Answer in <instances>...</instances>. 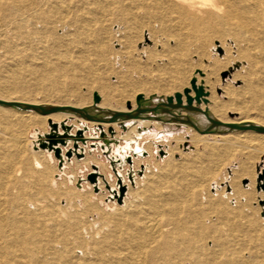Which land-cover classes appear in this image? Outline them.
I'll use <instances>...</instances> for the list:
<instances>
[{
	"label": "bare ground",
	"instance_id": "bare-ground-1",
	"mask_svg": "<svg viewBox=\"0 0 264 264\" xmlns=\"http://www.w3.org/2000/svg\"><path fill=\"white\" fill-rule=\"evenodd\" d=\"M111 22H117L115 31L111 29ZM58 26L66 31L59 34ZM213 36L219 43L216 47L224 48L229 59V50L222 38L231 37L235 52L243 58L241 66H247L243 75L236 74L244 79L242 87H224L231 96L229 102L236 105L231 101L237 100L240 104L236 108L246 114L238 121L225 118L223 109L227 103L216 94L219 80H212L209 74L206 78L191 76V80L197 78V83L209 92L207 104L189 106L185 101V89L189 88L193 97L196 92L179 74L186 66L193 65V49L201 55L209 53ZM145 39L151 41L152 46L139 50V41ZM1 57L22 65L16 68L32 81L28 84L19 78L22 82L18 83L15 66L8 78L0 77V264H264V222L259 221V215L244 212L241 205L233 208L224 198L211 197L210 192L204 205L199 195L206 177L219 169L225 152L233 149L235 139L250 145H264V121L248 115L254 108L262 112L259 102L264 101V0H0ZM142 57L147 59L146 63ZM197 59L199 61V57ZM154 65L162 76L158 74L160 77L156 75L158 78L149 80L152 87L167 89L171 83L180 82L184 85L179 91L183 96L182 104L176 100L170 104L164 98L159 100L158 121L183 122L212 134L221 143L216 145L207 140L211 146L203 158L198 153L197 158L173 164L156 175L145 172L140 178H146L145 185L137 189L136 176L134 190L125 179L123 183L112 185L99 164H96L98 168L91 167V172L99 174L97 182L92 184L93 188L100 189L99 193L107 185L104 192L115 201L123 196L125 185L128 191L123 204L108 213L82 193L84 214L96 210L100 213L99 221L108 220L113 226L108 232L105 230L100 241H93L91 257L88 253L84 254L88 256L85 259L74 256L77 246L71 249V245L74 252L68 249L74 254H68L65 249L68 232L77 231L80 221L86 224L87 221L83 222L81 216L79 218L81 212L78 215L77 211L71 213L77 220L74 223L60 218L57 199L65 197L68 190L61 187L56 190L54 183L56 175L69 164L66 152L70 151L72 160L78 161L79 155L87 149L79 140L81 134L77 133L81 125L88 124L89 128L125 126L139 137L142 130L131 121H142L146 115L147 101L141 99L140 105L135 104V96L143 92L145 83L120 75L125 80L124 86L118 89L114 83L115 89L106 80L105 73L114 71L113 66ZM82 86L99 89V93H94L93 102L88 97L90 93L81 92ZM31 87L44 94L45 90L54 91L58 100L38 99L30 94ZM144 94L149 96V93ZM119 97L123 99L117 100ZM114 99L118 104H113ZM63 121L67 124L70 121L75 128L68 132L62 126ZM55 122L58 129L53 130L54 126L50 130L48 123L54 125ZM38 126L40 131L32 132L30 138L29 133ZM248 126L256 129L246 128ZM237 130L240 132L232 133ZM203 136L194 131L191 140L200 142ZM106 140L113 146L107 157L119 166L126 162L132 149L136 154L143 153L139 146L127 148L126 138L125 144H120L117 138ZM41 142L46 143V148L40 146ZM109 142L104 151L110 150ZM57 149L62 151L63 166H59V159L53 156ZM34 150L47 152L59 173L54 174L55 167L46 161L43 151ZM207 161H210V165L206 164L208 167L204 165ZM118 172L121 174V169L118 168ZM48 179L51 184H46ZM53 191L56 203L47 199V193ZM130 194L136 199H129ZM31 201L34 210L28 206ZM65 208L67 206L61 210ZM84 239L81 242L77 239V243Z\"/></svg>",
	"mask_w": 264,
	"mask_h": 264
},
{
	"label": "rangeland",
	"instance_id": "rangeland-1",
	"mask_svg": "<svg viewBox=\"0 0 264 264\" xmlns=\"http://www.w3.org/2000/svg\"><path fill=\"white\" fill-rule=\"evenodd\" d=\"M116 23L117 22H115V23L111 22L112 31L116 30V28H117ZM114 25H116V26H114ZM57 30H58V32L60 31L59 34H62V33H64V31H66V28L64 30L60 26H58ZM227 37H229V36H227ZM229 38H231V37H229ZM229 38H225V39L222 38V39L226 42V45H227L228 50H229L228 55L230 54L229 55L230 59L228 58V56L226 57L224 48L216 47V45L219 43L216 41L217 37L215 38L213 36V38L210 39V43L208 46V52L209 53L207 55H201V53H199V52L195 51V49H193V51L195 53L192 52V58L191 59L194 60L192 62H193V65L194 64L195 65L194 66L192 65L191 67L186 66L187 68L185 69V71H182L179 75H180V78L184 79L183 81H189L190 85L192 87H193V83H192L191 78L195 77V76L196 77L201 76L200 78H206L207 76L210 75V78L212 80L217 81V79H218L219 81H217V84H218L219 88L216 90V94L220 100L225 101L227 103V106L223 109L224 116L227 119L238 121L242 117H244L246 114H243V112L241 110L236 108V106L238 104H240L237 102V100L232 98L233 100L231 101L232 103H235L236 105H232L229 102L231 96L226 91H224V87L226 85H229L233 89H239L240 87H242L244 85V79L242 78V76L237 77L236 74L240 73V75H243L246 71L245 69H247V66H241L243 64V58H241L240 55H238V53L235 52L236 50L232 46L233 42L230 43L231 40ZM218 39H220V37ZM140 41L137 45L139 50H142L143 48H147L148 46L149 47L152 46V42L149 41L148 39H145L144 41L143 40H140ZM230 45L232 47H230ZM113 48H115V49L118 48V45H113ZM198 57H199V61L197 59ZM208 57H210L211 59ZM142 59H143V62L146 63L147 59L145 57H142ZM10 60H11L10 58L9 59L5 58V57L0 58V70H1L0 71V77H1V79H6L5 77L8 78V74L11 73V71H12L11 69H13L15 66L14 69H16L15 70L16 73L18 72L17 73L18 83H20V80L22 79L24 81H27L28 84H30V81H32V79H30V77H28V76H24L23 74H22L23 75L22 76L21 75V69L18 70V68H16V67L22 66V65H18V64L15 65L14 63L9 62ZM227 60H230V62ZM197 62H198V64H200V63L201 64L203 63V64L198 65ZM206 64H208V65L206 66ZM213 64H215V65H213ZM226 64H229V66H225ZM113 67L115 70L112 72H111V70H109V71L107 70L105 73L107 76L106 75L105 76H106V80L108 79L109 81L108 80L107 81L110 84H113L115 89H117V87L115 86L114 83H116V85L118 86V89H121V87L124 86L125 80L123 78H120V75H126L125 77L127 78V80L128 79L129 80H142L143 83H145V85H143V87H144V89L142 90L143 92H140L135 96V104L139 105V99H138L139 96H141L145 101H147L148 106L144 112V114H146V115L142 119V121H134V122L131 121L132 125H134L136 128H140L142 130L141 135L139 137H137V134L134 133V131L129 130L125 126H118V127L110 126L107 128H104L101 126H95L93 128H89L88 124L81 125L77 129V133L81 134V137H79V140L84 145H87L86 146L87 149L83 150V153L79 155L78 161L76 159L73 161L72 160L73 159L72 153H70V151H67L66 152L67 158H68L67 160H68L69 164H67L64 171L60 172V173L58 171L57 164L51 162L48 155L46 154L47 152H45L44 150H34V151H43L45 154V157H46L45 158L46 161L49 164H51L52 167L53 166L55 167L56 171L54 172V174L59 173L56 175V182L54 183V186H55L54 188L56 190H59L60 189L59 187H61L62 190L64 188H65L64 190H66V189L68 190L67 195L65 197L62 196L60 198V200L57 199L56 195H54L55 194L54 191H53V193L52 192L47 193V196L49 195L47 197V199L51 198L50 201L53 200L55 203L58 201L60 202V204L57 205V207H59V205H60L59 212H60V215L62 214L60 216V218L64 219L66 222L74 223L76 218L74 219V217H72L71 215L74 213V211L75 212L77 211L78 215L81 212V215H79V218L81 216V220L83 219L82 220L83 222L87 221V224L82 223L81 221L78 224L80 226V228H79V226H77L78 228H76L78 233H79L78 235H77L76 230H75L76 234L74 231L68 232V234H69V235L67 234L68 246H67V248H65L67 253L69 252L68 254L73 255L74 253L71 252V251H73L71 249H73V247L77 246L78 248L76 247V249H74V251H76L74 256L78 255L79 257L81 256L84 259L88 257V256H86L88 254H89V257L92 256L93 251L91 250L92 249L91 247L93 245V241H95V242L100 241L102 239L101 237H103L104 233H106V231L108 232L112 228L113 225H112V222L110 223L108 220H105V219L103 221H99L98 217H99L100 213H97L96 210L89 211L86 213L87 215H85L84 214L85 213L84 212L85 205L83 202L84 201L83 195L87 194L88 197L90 198V202L96 203L104 212L108 213V211L109 212L115 211V208L117 207V205L123 204L124 196H125L126 192L128 191V185H125L123 196L121 198H117V200H115V201L111 198H108L107 194L104 192L108 189L107 185L104 187V191L102 193H99L100 189L96 186H94V188H93V186H92V184L97 182V177L99 174L96 172H91V167L98 168V167H96V164H99L101 166L102 173H104L105 175H109L110 180L113 183L112 185H114L115 182L116 183H118V182L123 183V181L125 179L126 183L131 184L130 189L134 190V187H133V186H135L134 178L136 176L139 179V183L135 189H137L139 186L142 187L145 185L146 178L144 180L140 179L144 176L145 172H147L146 173L147 175H156L162 170L170 169V167L173 164L179 165L182 162H186V161L188 162V159L197 158V156L199 155L198 153H200L202 155V158H203V156L209 152L211 142H212V144L215 143L216 145H219L221 143V140L216 139L212 134L207 133V132L198 131L197 129H194L190 126H186L185 124H183V122L176 123V122L169 121V122L161 123L158 121L156 108L159 104L158 103L159 100L161 98H164V100L166 102H169L168 98L172 97L173 100L175 101L176 97L174 94L179 92L180 89H182L184 87L183 82L171 83L172 86L169 85V87H167V89L155 88V87H152V84L150 82L153 79L158 78L157 76H159V75L162 76V74H161L162 72L161 73L158 72L159 71L157 69L158 66H155V65L154 66H139L137 68H135V67L133 68L130 66L129 67L128 66H124V67L123 66H113ZM204 71L207 73V75ZM210 72H211V74H210ZM108 73H110V75ZM18 76H20V77H18ZM26 77L29 79H27ZM184 77L187 79H185ZM19 78H21V79H19ZM22 80H21V82H22ZM149 80H150V82H149ZM195 83H196L197 87L202 86V88L204 90V94L201 96L200 101H198L196 99V95L193 98V104L195 106L201 107V105L207 104L208 100L206 99V97L209 95V92L207 90H205L204 85L197 83V78H195ZM81 88L83 89V90H81V92L83 91L82 93H85L87 95H88V93H90V95L88 97L91 98L92 102L94 99V93L95 92L99 93L98 92L99 89H97V88H91V90L94 89L92 91L90 90V88H87L86 86H82ZM32 90L33 91L35 90V91L32 92ZM36 90L37 89H35V88L32 89V87H31L29 91H30V94L34 95V97L37 96L38 99H41L43 97H50V98H53L52 99L53 101L58 100L57 97H54V94H55L54 91H51L52 92L51 93V92H49L50 90H45L46 92L44 94L43 90H42L43 91L42 93H39L41 90L39 91V89H38L37 92L39 94H36L37 93ZM144 93H149V96H146V94H144ZM156 96L158 97V99H156L157 98ZM71 98L73 101H75L74 100L75 97L71 96ZM96 99L99 100L98 95L96 96ZM118 99L122 100L123 97L122 98L119 97V98H117V100ZM237 99L239 100L238 97H237ZM117 100L116 99L113 100L114 105L118 104ZM185 101H186V104H188L187 99H185ZM228 102L230 104H228ZM125 104H127V101H125ZM259 105L262 108V112L259 109H258L259 110L258 111L257 109L254 108V109H251L249 111L248 115L251 118L262 119L264 121V112H263L264 111V101L263 100L260 101ZM8 107H10V106H8ZM183 113L187 114V112H183ZM80 116H82V115H80ZM70 119L71 120L76 119L78 121V123H81V121L78 120V118L71 117ZM70 119H68V120H70ZM149 120L151 121V123L149 122ZM55 126L56 127L53 128L54 125H50V123H48L47 127L50 130L52 128H53V130L56 128L58 129V122H55ZM62 126H64L68 132H71L75 128V125L72 124L70 121L68 122V124L66 121H63ZM40 129H41V127H39V126H38V128H33L31 130V132L29 133L30 138H31L32 132H34L36 130L40 131ZM194 131H196L197 133H200L202 135L204 134V136H203L204 139H202L200 142H194L193 140H191L192 139L191 136H192ZM239 132H240V130H237V131H233L232 133L237 134ZM85 134H88L89 137L86 138ZM91 135H93V136H91ZM107 138H117V140L120 144H125V138H126L127 139V143H126L127 148L131 147L132 145L134 147L139 146L140 148L143 149V151H142L143 153L136 154V152L133 151V149H132L128 153L129 156H127L126 162L122 166H119V163L117 164L112 159L107 157L108 155H111V153L113 151V146H112L111 142L108 141L109 146H110V150L104 151V146H105V144L108 143L106 140ZM134 138L137 139V142H135V143H133ZM207 140H209L211 142H209V141L207 142ZM86 141H89V142L87 143ZM234 141L235 142L232 143L233 149L231 148V150H229L228 152L227 151L225 152V157L223 158L224 160H222L221 165H220V163L218 165L220 170L217 168L215 173H213V175L215 174L214 176L212 174H210V176H208L209 178L206 177L205 184H204V186L201 187L202 189L200 190L203 194L201 192H199V195L202 199V202L204 201V205H205L206 199L208 198L209 195L213 198H214V196H216V197L218 196L217 197L218 199L215 197V199H217V200H223V198H224V200L226 202H228L229 205H231V207H233V208H236V207L239 208V206L241 205L240 209L242 210V208H243L244 212H247V211H248V213H251V212L254 213L255 212L254 214L256 217H257V215H259L257 218L259 219V217H260L259 221L262 223V221L264 222V218H263L264 217V208H263L264 207V145L263 144H262V146L258 145V144L250 145L249 143H244V142H241L240 140H236V139ZM243 143H244V145H243ZM40 146H42L43 148H46V144L44 146L40 144ZM29 150H31V149L29 148ZM171 150H173V151L170 152ZM61 152H62L61 149H57L53 152L54 158L59 159V163H58L59 166H63V163H64V161H62V158H61V156H62ZM229 153H231V154H229ZM85 157H86V159L87 158L88 159L86 160ZM209 162L210 161L205 162L204 165L205 166H206V164L210 165ZM195 163L199 164L197 161ZM208 166H206V167H208ZM118 168L121 169V171H122L121 174H119ZM149 173H151V174H149ZM84 177H85V179H84ZM107 179H109V178L107 177ZM49 180L50 179H48L46 181V184H51V181L49 182ZM207 181H208V183H207ZM50 188H51V186H50ZM89 190L92 192H89ZM236 190H238V192ZM30 191L32 193L33 188H31ZM207 192L208 193L210 192L212 195L211 194L208 195ZM79 193H81V194H79ZM82 193H84V194H82ZM129 197H130L129 199H131V200L136 199V197L133 196L132 194H130ZM260 197H262V198H260ZM68 202H69V204H68ZM74 202H75V204H73ZM28 206H30L29 208L30 209L32 208V210L35 209L32 201L29 202ZM64 206H67V208L64 209L65 211L64 210L62 211L61 208ZM76 209H78L79 211ZM256 213H258V214H256ZM68 217L70 218V220ZM87 218L90 221H88ZM214 219H215V217H214ZM102 222H103V225L101 224ZM88 224H89V226H87ZM88 228H90V229L88 230ZM93 230L96 232V234ZM81 232H83L84 235ZM92 232L94 235L92 234ZM75 235L77 238L74 237ZM93 236H95V237H93ZM82 237H84L85 239ZM89 237H90V239H89ZM77 239H79L80 242H81V239H84L83 240L84 242L82 241V243H84V244H82V243L78 244L79 240H77ZM69 240L73 241V243ZM86 240H88V241H86ZM69 243H72V244H69ZM69 245H71L72 247ZM80 245H82V246H80ZM84 245H85V247H87V249H85V247H83ZM58 246L61 247L62 245H58ZM70 247H71V249H70ZM79 247L83 248L84 250L83 249L79 250ZM81 250H83V251H81ZM84 254H86V255H84Z\"/></svg>",
	"mask_w": 264,
	"mask_h": 264
},
{
	"label": "water",
	"instance_id": "water-1",
	"mask_svg": "<svg viewBox=\"0 0 264 264\" xmlns=\"http://www.w3.org/2000/svg\"><path fill=\"white\" fill-rule=\"evenodd\" d=\"M192 83H193V89L195 90V92H196V99L198 100V101H200V99H201V96L204 94V90H203V88H202V86H200V87H197V85H196V83H195V79H193L192 80ZM189 88H187V89H185V93H186V96H187V101H188V105L190 106V105H193V96H191L190 94H189ZM175 97H176V101L178 102V104H182L183 103V96H182V93L181 92H177L176 94H175ZM138 99H139V102H140V100L141 99H143L141 96H139L138 97ZM168 101L169 102H167V103H173V98L172 97H169L168 98ZM140 105V104H139ZM54 126H55V124H54ZM242 127H244V126H238L237 128H242ZM246 128H249V129H256L254 126H248V127H246ZM259 130V129H258ZM46 143L45 142H41V145H45Z\"/></svg>",
	"mask_w": 264,
	"mask_h": 264
}]
</instances>
